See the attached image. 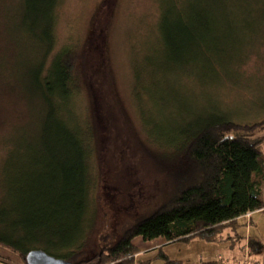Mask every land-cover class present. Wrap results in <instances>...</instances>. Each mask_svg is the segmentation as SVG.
<instances>
[{"label":"rangeland","instance_id":"1","mask_svg":"<svg viewBox=\"0 0 264 264\" xmlns=\"http://www.w3.org/2000/svg\"><path fill=\"white\" fill-rule=\"evenodd\" d=\"M26 22L22 0H0V214L12 220L24 199L17 185H29L42 159L28 145L43 111L35 77L45 46ZM52 34L56 54L77 60L76 113H93L97 124L88 256L99 251L101 235L119 239L171 198L184 146L203 126L264 120V0H60ZM249 215L234 245L195 238L164 243L162 252L181 264H200L205 248L233 264L264 260V250L245 258L248 239L264 246V209ZM162 240L136 238L135 264H159L152 248ZM0 257L23 264L3 246Z\"/></svg>","mask_w":264,"mask_h":264},{"label":"trees","instance_id":"2","mask_svg":"<svg viewBox=\"0 0 264 264\" xmlns=\"http://www.w3.org/2000/svg\"><path fill=\"white\" fill-rule=\"evenodd\" d=\"M22 1L28 14L23 29L45 46L44 64H38L35 77L43 111L32 135L34 141L28 145L42 159L34 161L36 174L29 185H17L16 195L24 196L14 210L20 219L0 214V226L6 227L0 232V246L15 253L23 264L31 250L71 264H135L134 256L139 254L136 238L143 242L162 238L165 243L198 238L236 244L240 220L264 208V120L244 126L226 121L203 126L184 146L177 164L179 174L172 179L171 198L150 216L125 227L119 239L108 232L101 235L99 251L88 256L83 238L90 226L87 217L94 187L90 161L97 142L96 118L93 113L86 118L76 113L75 56L54 51L52 22L60 0ZM188 23L189 15L181 26ZM38 68L43 70L39 73ZM157 251L154 259L163 264H181L169 260L161 247ZM0 264H6L1 257ZM140 264H151V260ZM200 264L233 263L218 259Z\"/></svg>","mask_w":264,"mask_h":264},{"label":"crops","instance_id":"3","mask_svg":"<svg viewBox=\"0 0 264 264\" xmlns=\"http://www.w3.org/2000/svg\"><path fill=\"white\" fill-rule=\"evenodd\" d=\"M264 209V208H263ZM261 209V210H263ZM252 215V214H250ZM249 215V216H250ZM248 216V217H249ZM247 217V216H246ZM163 241V240H162ZM164 241L162 243H159V245H154L152 250L154 251L153 254H152V257L155 256V253L157 252L158 250V247H161L160 245L164 246ZM229 245V244H227ZM149 250V249H148ZM264 250V247L262 245V243L260 241H253V240H250L248 239V242L247 244L245 245L244 247V253H245V258L252 254H256L258 255L259 253H261L262 251ZM146 252H149V251H146ZM222 252L220 249H213V248H205V252L204 254L201 256L202 260L204 261H215V260H223L224 261V258L222 257ZM141 257V256H140ZM154 260V258L152 259ZM159 264H163L162 261H157ZM226 262V261H225ZM227 263H232V262H227Z\"/></svg>","mask_w":264,"mask_h":264},{"label":"water","instance_id":"4","mask_svg":"<svg viewBox=\"0 0 264 264\" xmlns=\"http://www.w3.org/2000/svg\"><path fill=\"white\" fill-rule=\"evenodd\" d=\"M25 264H71L70 262L58 259L46 254L41 250H31L25 256Z\"/></svg>","mask_w":264,"mask_h":264},{"label":"built area","instance_id":"5","mask_svg":"<svg viewBox=\"0 0 264 264\" xmlns=\"http://www.w3.org/2000/svg\"><path fill=\"white\" fill-rule=\"evenodd\" d=\"M252 264H264V260L254 261L252 262Z\"/></svg>","mask_w":264,"mask_h":264}]
</instances>
